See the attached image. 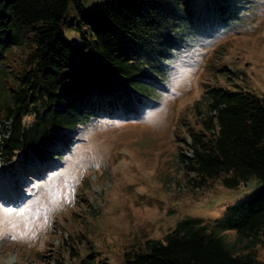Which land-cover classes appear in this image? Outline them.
Listing matches in <instances>:
<instances>
[{"label": "trees", "instance_id": "obj_1", "mask_svg": "<svg viewBox=\"0 0 264 264\" xmlns=\"http://www.w3.org/2000/svg\"><path fill=\"white\" fill-rule=\"evenodd\" d=\"M70 4L89 28L79 45L63 30ZM198 6L195 0H104L85 9L83 0H0V160L18 169L26 161L30 169L38 170L36 162L49 168L104 111L131 114L144 106L167 81V63L185 35L200 34L198 21L211 29L236 19L225 0L206 12ZM14 47L21 54L10 62ZM206 95L207 110L196 105L199 128L188 127L187 152L181 149L178 160L196 187L221 179L237 188L257 177L261 186L231 205L218 226L264 243V98L222 87ZM81 264L109 263L92 253ZM124 264H264V258L233 253L198 219L186 218L163 240L127 252Z\"/></svg>", "mask_w": 264, "mask_h": 264}, {"label": "rangeland", "instance_id": "obj_2", "mask_svg": "<svg viewBox=\"0 0 264 264\" xmlns=\"http://www.w3.org/2000/svg\"><path fill=\"white\" fill-rule=\"evenodd\" d=\"M195 1L197 12H206L222 0ZM225 1L236 19L211 29L198 21L196 30L206 35H185L167 63V81L137 111H104L49 168L36 162L38 170L30 169L26 161L18 169L0 160V264H81L92 253L96 261L124 264L127 252L163 240L186 218L198 219L233 253L264 258L262 240L251 244L218 226L231 205L261 186L257 177L237 188L221 179L196 187L178 160L181 149L187 152L188 127L199 128L196 105L207 110L208 89L264 98V0ZM63 30L76 45L89 32L72 4ZM20 54L12 48L10 62Z\"/></svg>", "mask_w": 264, "mask_h": 264}]
</instances>
